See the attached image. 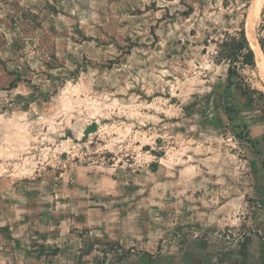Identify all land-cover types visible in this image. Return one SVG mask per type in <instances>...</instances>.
Returning <instances> with one entry per match:
<instances>
[{
    "label": "rangeland",
    "instance_id": "1",
    "mask_svg": "<svg viewBox=\"0 0 264 264\" xmlns=\"http://www.w3.org/2000/svg\"><path fill=\"white\" fill-rule=\"evenodd\" d=\"M252 2L0 0V264H198L223 218L205 263L264 264V114L213 62ZM252 29L232 81L264 93V0ZM136 232L150 256L103 241Z\"/></svg>",
    "mask_w": 264,
    "mask_h": 264
},
{
    "label": "crops",
    "instance_id": "2",
    "mask_svg": "<svg viewBox=\"0 0 264 264\" xmlns=\"http://www.w3.org/2000/svg\"><path fill=\"white\" fill-rule=\"evenodd\" d=\"M214 44V43H213ZM215 45V44H214ZM19 87L18 83L14 84L10 87L9 93L14 92ZM25 189H33L35 188V185H24ZM22 186L21 185H15L13 186L10 191L7 192V194L3 193V195L0 194V214H5L6 210L9 208L11 204H15L20 200H23L22 192H21ZM71 191V190H70ZM71 195L73 196L74 191H71ZM15 194V195H14ZM14 195V196H13ZM37 195L36 193L33 194V196ZM17 201V202H16ZM206 228L202 230L201 232L206 233L208 236H205L203 238V233H195L193 237H195L196 241H201L200 243L208 244V241H212L213 243L216 241L217 244L215 245V249L210 250V248H196L194 250V254L196 256H199L201 258H204V261L202 259V262L198 264H207L205 263V258L208 256H211L213 258L217 257H226L230 258V218L227 220L226 218H223V220H218V222L211 223H205ZM232 226V224H231ZM200 235V237H199ZM131 238L129 240H123L118 235L109 236L103 239L104 243H118L122 250L128 247L130 248L131 252H136V254L140 255H147L150 256L153 252L151 251V241L147 242H141L139 241L138 232H136L134 235L132 234L130 236ZM199 238V239H198ZM126 243L125 245L123 243ZM215 244V243H214ZM201 246V244L199 245ZM167 246L161 245V249L158 247V251L162 253V255L168 253ZM214 247V246H213ZM127 249V250H128ZM170 253V252H169ZM223 259H216V263L214 264H230V259H228L225 262H222Z\"/></svg>",
    "mask_w": 264,
    "mask_h": 264
},
{
    "label": "trees",
    "instance_id": "3",
    "mask_svg": "<svg viewBox=\"0 0 264 264\" xmlns=\"http://www.w3.org/2000/svg\"><path fill=\"white\" fill-rule=\"evenodd\" d=\"M245 32L244 28L240 27L239 30L232 33H223L221 39L214 41L216 49L213 62L216 65H227L228 87L234 85L236 89L241 91L242 96L246 98L248 103L256 104L264 114V93L257 90H251L250 92L249 89H243L239 84H234L232 81L233 77H240L241 70L255 67V55L249 46ZM252 94H257V98H253ZM248 142L251 143V140H248Z\"/></svg>",
    "mask_w": 264,
    "mask_h": 264
},
{
    "label": "bare ground",
    "instance_id": "4",
    "mask_svg": "<svg viewBox=\"0 0 264 264\" xmlns=\"http://www.w3.org/2000/svg\"><path fill=\"white\" fill-rule=\"evenodd\" d=\"M262 2H263V0H253L252 6H251L252 11H251L250 16H249L250 18H248V21H247L248 24H246V30H245L246 31V38L248 39V42L250 44L251 49L254 52L255 59H256V62L258 64L261 60V54L262 53L260 54V49L258 47V44H257L256 39L254 37V34L251 33L250 30L252 28V25L255 22V19L257 17V12L259 11V8H260Z\"/></svg>",
    "mask_w": 264,
    "mask_h": 264
},
{
    "label": "water",
    "instance_id": "5",
    "mask_svg": "<svg viewBox=\"0 0 264 264\" xmlns=\"http://www.w3.org/2000/svg\"><path fill=\"white\" fill-rule=\"evenodd\" d=\"M246 30V29H245ZM251 33H253V29L251 28ZM246 33V32H245ZM248 41V39H247ZM249 43V42H248ZM250 46V45H249ZM251 48V47H250ZM96 129V125L95 124H92L89 128L86 129V132L85 133H90L92 131H94Z\"/></svg>",
    "mask_w": 264,
    "mask_h": 264
}]
</instances>
